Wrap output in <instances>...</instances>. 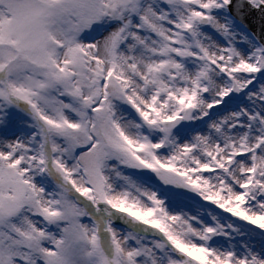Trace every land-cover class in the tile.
<instances>
[{
    "label": "snow or ice",
    "instance_id": "1",
    "mask_svg": "<svg viewBox=\"0 0 264 264\" xmlns=\"http://www.w3.org/2000/svg\"><path fill=\"white\" fill-rule=\"evenodd\" d=\"M0 264H264V0H0Z\"/></svg>",
    "mask_w": 264,
    "mask_h": 264
}]
</instances>
